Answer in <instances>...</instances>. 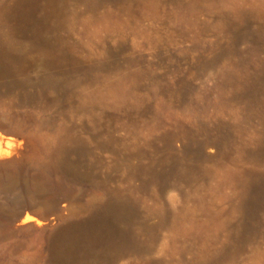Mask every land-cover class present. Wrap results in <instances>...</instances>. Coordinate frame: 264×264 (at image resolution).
Here are the masks:
<instances>
[{
  "label": "rangeland",
  "instance_id": "374dc122",
  "mask_svg": "<svg viewBox=\"0 0 264 264\" xmlns=\"http://www.w3.org/2000/svg\"><path fill=\"white\" fill-rule=\"evenodd\" d=\"M0 264H264V0H0Z\"/></svg>",
  "mask_w": 264,
  "mask_h": 264
},
{
  "label": "bare ground",
  "instance_id": "6f19581e",
  "mask_svg": "<svg viewBox=\"0 0 264 264\" xmlns=\"http://www.w3.org/2000/svg\"><path fill=\"white\" fill-rule=\"evenodd\" d=\"M36 38L38 39V41L40 40L42 44L45 43L44 40L40 39V34H39V35H36ZM5 178H6V180H7L10 184H14V183H15V180H16V179H15V177H14L13 175H7V176H5ZM39 187H40L39 184H33L32 186H30V189L35 190V189H37V188H39ZM25 219L28 220V219H30V218L27 216ZM76 228H77V227H76ZM72 230H73V229H72ZM69 231H71V230H69V228H68V229H65L64 231L59 232L57 235H60V234H63V233H67V232H69Z\"/></svg>",
  "mask_w": 264,
  "mask_h": 264
},
{
  "label": "water",
  "instance_id": "95a60500",
  "mask_svg": "<svg viewBox=\"0 0 264 264\" xmlns=\"http://www.w3.org/2000/svg\"><path fill=\"white\" fill-rule=\"evenodd\" d=\"M71 223H72L71 221H63L56 227V230L62 231L66 229Z\"/></svg>",
  "mask_w": 264,
  "mask_h": 264
}]
</instances>
